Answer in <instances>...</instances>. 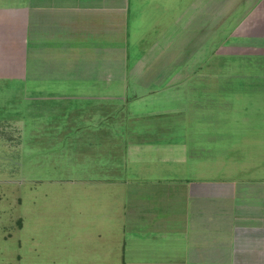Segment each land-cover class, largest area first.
I'll list each match as a JSON object with an SVG mask.
<instances>
[{"label":"crops","instance_id":"obj_1","mask_svg":"<svg viewBox=\"0 0 264 264\" xmlns=\"http://www.w3.org/2000/svg\"><path fill=\"white\" fill-rule=\"evenodd\" d=\"M28 1L34 48L59 41L71 80L46 95L72 116L61 151L92 165L76 175L92 264H264V149L237 136L264 119L213 104L264 65V0Z\"/></svg>","mask_w":264,"mask_h":264},{"label":"rangeland","instance_id":"obj_2","mask_svg":"<svg viewBox=\"0 0 264 264\" xmlns=\"http://www.w3.org/2000/svg\"><path fill=\"white\" fill-rule=\"evenodd\" d=\"M28 5V0H0V264H92L96 242L84 238L85 229L78 224L79 207L86 199L76 177L78 171H91L92 165L87 169L76 146L68 144L65 150L70 152L63 147L61 151L59 143L70 131L72 116L62 112L66 98L46 96L66 92L71 80L66 78L62 85L59 41L34 48ZM51 52L58 58L54 63L41 58ZM245 74L250 79L239 80L238 86L237 81L219 82L213 104L244 101L257 105L253 111L264 119V65L246 63ZM181 84L187 87L188 82ZM92 108L85 106V114ZM170 116H163L164 121H177ZM261 119L260 130L246 126L239 135L232 130V135L259 138L264 149ZM220 132L213 129L208 135L222 138ZM251 143L245 142L247 154L257 149Z\"/></svg>","mask_w":264,"mask_h":264}]
</instances>
